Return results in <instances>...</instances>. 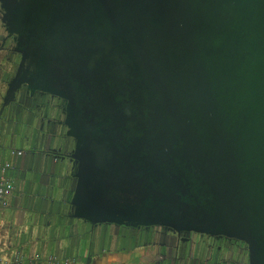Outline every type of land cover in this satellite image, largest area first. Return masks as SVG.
<instances>
[{
    "label": "water",
    "instance_id": "95a60500",
    "mask_svg": "<svg viewBox=\"0 0 264 264\" xmlns=\"http://www.w3.org/2000/svg\"><path fill=\"white\" fill-rule=\"evenodd\" d=\"M0 6L22 54L0 106V149L44 143L13 129L8 107L23 84L67 99L75 187L70 199L59 187L55 212L62 219L68 205L74 229L92 232L73 249L34 240L31 218L6 200L0 264H93V246L129 264L168 261L167 248L143 247L139 235L97 231L106 223L228 235L264 264V0Z\"/></svg>",
    "mask_w": 264,
    "mask_h": 264
},
{
    "label": "flooded vegetation",
    "instance_id": "af4514ba",
    "mask_svg": "<svg viewBox=\"0 0 264 264\" xmlns=\"http://www.w3.org/2000/svg\"><path fill=\"white\" fill-rule=\"evenodd\" d=\"M1 17L0 6V73L2 77L0 106L22 60V54L17 50L18 35L7 30ZM67 103L65 98L42 90H34L26 83L20 87L15 101L8 107V111L16 117L12 124L13 129L21 132L20 135L25 142L36 134L43 138L44 143H35L33 148L25 143H18L11 150L0 149L3 159L8 155L14 156L9 162L8 170V175L14 184L19 178L21 165H24L25 169H33V174L37 170H52L54 173L64 170L69 172L68 176H72L71 154L75 147V140L68 135V126L65 124ZM68 176L63 174L56 181L61 189L66 191L65 193H68L66 189ZM66 196L71 198V195L66 194ZM108 227H117L124 232L122 233L124 235H139L143 247L159 244L161 249L167 248L170 255L168 261L174 260L178 264L251 263L248 244L228 235L211 234L187 228L177 229L162 224L130 227L106 223L99 226L102 229Z\"/></svg>",
    "mask_w": 264,
    "mask_h": 264
},
{
    "label": "crops",
    "instance_id": "0c3cea01",
    "mask_svg": "<svg viewBox=\"0 0 264 264\" xmlns=\"http://www.w3.org/2000/svg\"><path fill=\"white\" fill-rule=\"evenodd\" d=\"M18 156L22 157V155ZM12 157L14 156L8 155L4 160L11 162L13 160ZM35 172L36 173L33 174V169L28 170L24 168V165H21L19 178H17V180L15 179L16 188L13 193L8 196L7 206L10 207L11 211L14 213L27 215L31 218L26 228H33L32 238L34 240L41 239V237L47 235L49 236V238L47 237L49 241H61L62 244L69 249H73L84 240L85 244L88 246L90 239H92V232L88 230L81 235L74 229L73 225L78 223V220L70 217V207L68 205L64 206V215L62 219L57 216L55 212L57 207L56 194L60 189V185H58L56 181L59 179L58 177L63 174L64 176H68L69 172L63 171V173H54L52 170H37ZM67 178L66 189L68 191V196H70L75 187V180L72 176H68ZM49 179H51V181H49ZM34 203L37 206L35 209H33ZM60 220L66 225V228L61 232L58 230ZM97 231H105L112 235L124 236V234H122L124 232L117 227H108L107 229L98 227ZM1 232L0 229V234ZM1 241L2 237L0 235V243ZM91 252L93 254V264H129L122 258V254L112 253L110 251L101 252L100 249L95 246L91 248ZM15 262L20 263V260L12 258L9 264ZM63 264H65V261H63ZM160 264L178 263L173 260L160 262Z\"/></svg>",
    "mask_w": 264,
    "mask_h": 264
},
{
    "label": "built area",
    "instance_id": "2783aa9c",
    "mask_svg": "<svg viewBox=\"0 0 264 264\" xmlns=\"http://www.w3.org/2000/svg\"><path fill=\"white\" fill-rule=\"evenodd\" d=\"M10 163L3 159L0 153V204L4 203L9 194L14 190V181L9 177L8 170ZM12 264H19L18 262Z\"/></svg>",
    "mask_w": 264,
    "mask_h": 264
}]
</instances>
